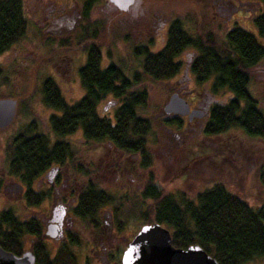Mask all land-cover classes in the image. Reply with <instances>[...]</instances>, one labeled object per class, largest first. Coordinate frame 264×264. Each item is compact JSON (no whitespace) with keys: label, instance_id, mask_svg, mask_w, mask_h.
I'll list each match as a JSON object with an SVG mask.
<instances>
[{"label":"rangeland","instance_id":"374dc122","mask_svg":"<svg viewBox=\"0 0 264 264\" xmlns=\"http://www.w3.org/2000/svg\"><path fill=\"white\" fill-rule=\"evenodd\" d=\"M232 1L136 0L127 10L118 12L102 0L92 8L89 21L84 22L79 17L78 1L22 0L26 28L18 40L0 52V97H11L16 102L11 122L0 128V209L11 208L19 218L38 217L45 210V201L37 206L26 205L20 188L12 183L17 178L6 177L4 166L12 137L17 132L30 128V132H43L51 140L57 138L46 122L53 110L41 101L39 85L43 77L54 80L67 102L82 93L77 73L84 60L83 47L77 44L82 35L79 25L85 24L88 31L92 24L99 22L97 41L101 62L113 61L130 75L134 70L139 71V59L133 55L132 47L148 43L149 50L158 49L171 19L177 18L182 28L192 35L210 32L218 40L233 25L254 31L250 15L261 9L262 2ZM256 38L264 44L263 37ZM193 54L190 47L180 51L177 59L182 69L168 80L154 81L141 76L139 71L140 80L135 86L145 88L147 99L138 112L150 122L145 145L151 163L145 169L137 167L136 155L119 153L105 141L85 143L79 129L63 137L72 149L66 163L67 180L72 185L67 184L66 188L82 187L89 178L113 197L112 203L98 208L97 227L71 212L66 218L65 226L77 238V242L70 245L77 264H85L86 260L88 264H101L102 253L111 249L110 244L120 241L122 236L128 238L137 229L142 222L137 211L150 203L140 195L148 175L159 190L174 196L193 195L202 187L220 181L249 205H264V185L259 181V172L264 173V140L237 128L218 135H205L201 131L204 118L182 122L178 128L164 121L162 106L175 90L189 103L197 104L198 109L207 98L220 100L226 94L224 91L214 96L205 94L206 82L198 85L193 81L187 71ZM247 89L264 114V55L251 67ZM106 99L97 103L99 113L108 109ZM197 154L200 157L191 161ZM39 186L43 188L44 183ZM117 205L119 217L115 218L112 214ZM118 220L120 229L115 222ZM21 237L23 249H29L31 236L23 234ZM44 240L43 244L52 254L57 240L45 236ZM244 264H264V257H255Z\"/></svg>","mask_w":264,"mask_h":264},{"label":"trees","instance_id":"16d2710c","mask_svg":"<svg viewBox=\"0 0 264 264\" xmlns=\"http://www.w3.org/2000/svg\"><path fill=\"white\" fill-rule=\"evenodd\" d=\"M75 1L79 2V17L87 22L92 8L102 0ZM260 1L261 9L250 15L254 31L233 25L218 40L210 32L192 35L174 18L169 20L164 42L158 49L149 50L148 43L132 47L133 55L139 59L140 75L154 81L168 80L181 71L178 54L186 47L193 49L194 54L187 63L193 81L198 85L206 82L205 94L214 96L226 92L207 107L201 124L205 135H218L237 128L264 140V114L247 89L251 67L264 55V44L256 38H264V0ZM26 23L22 0H0V52L20 38ZM84 25H79L82 35L77 43L84 50V60L77 69L82 93L67 102L51 77L40 80L41 101L53 110L46 122L57 138L51 140L43 132H30V128L17 132L8 150L5 176L29 183L47 167L67 163L72 149L63 137L76 129L80 130L85 143L105 141L119 153L136 155L140 169L151 163L145 145L150 122L138 112L147 99L145 88L135 86L140 80L139 71L127 75L113 61L102 63L97 41L101 24L95 22L88 31ZM1 71L0 67V75ZM103 98H107L105 102L109 107L99 113L96 105ZM164 121L172 122L176 128L181 124L180 117L170 116ZM197 157L200 155H194L191 161ZM259 181L264 185L262 172H259ZM140 195L150 200L137 211L141 223L158 222L166 227L173 246L196 243L217 264H244L255 257H264V205H249L220 181L202 187L193 195L174 196L159 190L148 175ZM24 197L28 205L37 198L29 189ZM112 202V195L88 178L77 190L72 211L75 217L97 227L98 208ZM118 207H114L112 214L115 218L119 217ZM115 222L119 228L120 221ZM23 234L32 238L29 249L35 264H77L70 248L77 241L73 235L68 238L70 244L60 245L49 256L35 218L29 215L19 218L11 208L0 209V246L19 254L23 250Z\"/></svg>","mask_w":264,"mask_h":264},{"label":"water","instance_id":"95a60500","mask_svg":"<svg viewBox=\"0 0 264 264\" xmlns=\"http://www.w3.org/2000/svg\"><path fill=\"white\" fill-rule=\"evenodd\" d=\"M119 9H125L133 0H107ZM15 100L0 97V128L7 126L14 114ZM165 113L201 116L202 110L188 108L187 101L172 92L162 106ZM49 232V231H48ZM53 233V232H49ZM121 264H217L198 244L174 247L170 243L168 230L158 222L141 224L123 248ZM0 264H33V254L29 249L14 254L0 246Z\"/></svg>","mask_w":264,"mask_h":264},{"label":"flooded vegetation","instance_id":"af4514ba","mask_svg":"<svg viewBox=\"0 0 264 264\" xmlns=\"http://www.w3.org/2000/svg\"><path fill=\"white\" fill-rule=\"evenodd\" d=\"M229 1L233 3L232 0H229ZM221 7L223 8L224 6L222 5ZM233 8H236V5L233 4ZM181 74L183 73L181 72ZM185 76L187 75L185 74ZM175 91L178 92L177 90ZM191 98L193 97H189V99ZM211 101L212 100H209V98H207L205 102L200 106L201 107L200 109L202 110V115L199 117L192 116L190 119H188L186 115H178L175 113H165L164 112L165 114L164 118L166 119V118H169L170 116L180 117L181 123L182 122L187 123L188 121L192 119H195V120L203 119L205 118V115L207 114V107L211 103ZM196 102H197V99H195V103ZM187 104H188V108H199V107H196L197 104L195 105L194 103H189L188 101H187ZM66 171H67L66 162L61 165L54 164V165L47 167L44 171H42L37 176H35L29 183H23L18 178L12 182L14 186H17L18 188H20V196L25 203L26 201H25L24 193L27 189L31 191V194L37 197L36 202L33 203L31 206H37L41 202H44V201L46 202L44 212L39 213L38 217H35L33 215H29V216L35 218L36 221L38 222L40 226V234H41L42 241H45L44 236L48 237L51 240H57L55 248L51 251H54L60 245L70 244L68 242V238L70 234L76 238V235L71 233L69 228L65 226V221H66V218L70 217V212L72 215H74L72 209H73V205L75 202V196H76L77 190L80 189L81 186H79V188L78 187L76 188L75 186L74 189L71 187L66 188L67 184L68 186L72 185L71 181H69V179L67 180V177L69 176ZM42 175L44 176V178L42 177ZM6 177H8L9 179L13 178L12 176H6ZM42 182L44 183L43 188L39 186V184H41ZM50 197L51 199L49 200ZM110 223L113 224V222L111 221ZM141 224L142 223H140L139 226ZM48 231L53 232V233H49ZM135 231L128 238H125L122 236L120 241L114 243L113 245L110 244L109 247L112 246L111 249L105 250L102 253L103 255L102 258L103 257L104 258H103V261H101V264H121L120 263L121 252L123 248L125 247V245L127 244V242L132 237V235L135 233ZM49 256H51V254H49ZM86 259L87 257H85V260ZM33 264H35L34 256H33ZM85 264H88L87 260Z\"/></svg>","mask_w":264,"mask_h":264}]
</instances>
